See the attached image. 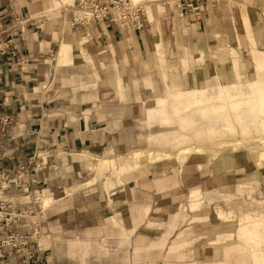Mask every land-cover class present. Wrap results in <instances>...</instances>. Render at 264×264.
Returning a JSON list of instances; mask_svg holds the SVG:
<instances>
[{
    "label": "crops",
    "instance_id": "1",
    "mask_svg": "<svg viewBox=\"0 0 264 264\" xmlns=\"http://www.w3.org/2000/svg\"><path fill=\"white\" fill-rule=\"evenodd\" d=\"M219 1L200 2L197 15L188 10L180 14L164 1L167 12L163 17L151 10L154 20L150 22L143 9L140 28H123L95 19L72 24L76 3L63 0H0V172L12 175L20 166L34 167L30 171L36 180L27 194L29 205L40 216L39 234L29 243L33 258L24 260L10 250L0 257V264H254L249 246L242 242L237 252L209 257L213 238L208 236L201 244L206 257L196 256L193 249L186 253L193 231L177 223L188 212L177 211L169 219L157 215L162 207H174L173 193L178 190L202 187L203 196H212L239 192L241 184L258 183V193L264 196V165L259 166L246 148L224 149L204 168H199L198 161L189 171L175 162L172 167L156 161L170 156L154 159L144 175H135L132 171L137 164L128 163L132 168L119 178L117 174L108 177V190L104 179L97 185H81L83 169L74 167L85 154L116 152L119 131L131 122L130 105L155 88L151 72L146 75L151 63L159 62L163 89L164 73L168 89L182 85L174 69L185 70L192 61L183 66L187 57L182 56L176 66L158 58L160 42L167 47L168 57L178 56L182 48L191 52L195 47L198 52L203 44L206 62L215 63L211 52L207 54L215 45L208 21L220 10ZM256 1L248 4V10L239 4L248 13L252 33L264 45L263 6ZM239 29L243 38L237 40L239 44L244 40L246 47L241 24ZM62 44L71 46V54L59 55ZM152 92L154 98L161 95ZM144 120L147 138L164 141L156 134V123ZM143 131L138 132L139 138L144 137ZM157 152L148 150L152 156ZM93 168L95 175L89 178H101L98 163ZM43 191L54 197L45 206L39 197ZM10 194L14 199L23 196L18 188ZM147 223L165 228L144 231Z\"/></svg>",
    "mask_w": 264,
    "mask_h": 264
},
{
    "label": "rangeland",
    "instance_id": "2",
    "mask_svg": "<svg viewBox=\"0 0 264 264\" xmlns=\"http://www.w3.org/2000/svg\"><path fill=\"white\" fill-rule=\"evenodd\" d=\"M133 1L142 6L150 22L154 20V17H152V12L153 13L157 12L160 18L163 17V15L167 12V8L165 4H163L164 1L166 3L171 2V0H133ZM208 1L213 2L216 0H208ZM63 2L64 3L67 2L68 4L72 5L77 3L78 0H70V1L63 0ZM254 2H258V1L254 0ZM239 3L245 4L249 8L250 5L248 4H251L252 0H220L217 4L218 9L220 10L215 15L211 16V19L208 21L209 24H212L210 33L212 34V41L215 43V45L212 48H210V51H208L209 53L207 52V54L210 55L211 52V54L213 55L214 58L213 60L215 63L212 66L215 69H217L218 72H219V67L221 66V58L226 60H231L232 57L234 59H242V61L246 63V66L248 65L251 66V63L247 61L248 59L250 60V59L264 58V56H259L258 53L251 52L250 51L251 45L248 44L245 47V45L242 42H240L239 45L237 39L243 38L242 36L243 32H241V29H239V25H240ZM259 3H261L263 6L264 0H260ZM167 4L170 6V8L174 6L171 3L170 4L167 3ZM155 8L156 11H154ZM263 11H264V6H263ZM73 15L74 17L79 16L80 15L79 10L77 9L74 10ZM160 23L161 22H159V24ZM202 45L203 44H200L197 50L198 52H195V47L193 49L190 48L191 52H187L181 46L183 52L181 51V53H179V55L175 57H173L174 55L170 57L167 56V53L165 52L167 50V47L163 46L162 42L159 43L158 47L156 46V50L157 49L160 50V52H158V58L164 57L168 61L167 63H172L177 66L182 56L187 57L185 61L182 62L183 66H186L189 63V61H192L190 62V66L185 70L182 68L174 69V73L176 75L175 77L176 81L178 80V76H179V80L182 84L181 86H178V88H176L175 90H185V88L187 87L189 88V85H193L194 83V77H195L194 75L197 74L198 69L201 68L200 70L203 71L204 69H208L212 64L206 62V56ZM232 45H236L237 48L235 47L230 48V46ZM71 52L72 51L70 48V50H66L64 54H71ZM198 54L201 55V59H199V57L197 56ZM158 63L159 62H157L156 60L154 61V63H151L149 67L146 68L147 76H148L147 74L148 71L151 72V78L153 80L155 88L154 89L149 88V92L148 94H146V96L139 98L137 101H134L133 104L130 105L127 114H129V116L131 117L130 119L131 122L130 125L126 127L123 126L120 129L119 143L116 145V149H115L116 152H114L113 150L111 152L108 153L105 152L101 155L99 154L96 156H89L88 154H85V157L83 159L78 157V161L74 162V167H81L83 169L81 171L82 177L79 179V181H82L84 179H87L95 175L96 170L93 168V166L96 163H98V166L102 170V172L105 173V176L108 177L111 174H116L115 171H118L116 166L118 167L119 165L128 164V163L135 165L137 164L132 171L134 172L135 175L146 174L148 172V168H147L148 165L155 164L156 161H159L161 164L168 163L167 166L171 165L172 167L176 166V165L173 166L174 164L172 163L174 162L176 164L178 163L179 168L180 169L183 168L185 171L192 170L199 161L200 163L199 168H204V166H206L208 161H210L213 157H215L218 153H220L224 149L237 150V149L246 148V150L250 151L251 154L256 158V163L259 166L264 165V150L262 144H260V142L259 144L253 143L247 139L249 134L258 132L257 129L259 128V122L264 118L263 114L260 112L257 115L256 125L249 124L250 121H247V124L250 127H248V130L246 131L240 130L241 127L236 122H233L235 123V131L233 133H229L227 130H219L215 135L205 132L206 134L203 135L204 137H202L201 141L196 140L193 134V130H194L193 127L185 128L186 130L182 129L178 121L179 118H174L172 117L170 112H167V115L169 116V119L171 121L169 124H160L159 119H154L149 121V124L156 123L155 124L156 134L161 136L166 144L164 143V141L155 139V137L153 136L147 138L146 135L149 129L147 126H143L145 125L144 123L145 110L147 108L150 109L155 105V99L169 96L170 93L172 92L167 87L166 88L164 87L163 89V82L161 80L160 74L158 73ZM249 70L250 71L248 72V76L251 78L253 74L252 66L250 67ZM170 80L171 79L169 78V81ZM241 88L244 91H248V92L251 91V87L246 85V83H244V85L241 86ZM152 91H156L158 94L160 93L161 95L154 98V93ZM247 97H249V94H239L237 97V101L240 103L241 108L244 107L246 110L248 109L247 105L248 104L251 105L249 102L246 101ZM199 104L206 105L205 103L202 102ZM231 116L233 117L232 112H231ZM204 121L206 120H201L200 123L202 122L204 123ZM204 124H208L209 126H214L216 122L214 121V119H207L206 123ZM198 126L203 127L200 124ZM141 130H144L143 138H139L137 136L138 132ZM182 134L187 135L188 138L186 139L187 141L183 142V145L193 146L198 143H201L203 145V148L205 149L203 150V155L201 157L193 158L194 156L188 155L184 158H178L174 156L175 155L174 152H176L177 148L180 146L179 139L181 140ZM148 150L160 151V152L166 150L170 152V154L171 153L172 154L168 159L153 161L154 159L150 158L152 155L151 153H148ZM103 157H108V158L101 159ZM109 159L114 160L115 162L114 167L112 166L108 167L103 165V160L107 161ZM84 162L89 163V166L84 165L83 164ZM128 177L129 176H125L123 178L127 179ZM101 179H104V176H101V178L96 179L95 184L97 185L98 181H100ZM72 181L74 182L76 180H72ZM241 185L243 186H240L241 189L240 188L238 189L239 192H237L236 190L228 194H220L218 192V194H214L212 196H203L202 187H198L200 194L197 195V198L194 197L193 199H190L191 198L189 196L190 190L187 191L178 190L173 193L174 194L173 199L175 203L174 207H172L170 210H167L166 208L162 207L158 209L159 213L157 215L160 214L168 215V219H169V216H171L173 213L177 211L178 212L182 210L187 211L188 212L187 218L181 222H179L180 221L179 219L177 223L178 224L177 227L180 225L191 227L189 230L193 231V234L189 238H192V240L189 241L188 243L191 244L192 242L191 247L189 248H196L195 250L196 252L203 248L201 244L203 241L205 242L207 236L208 238L212 237L213 241L217 242L218 244L226 240L224 238H227L225 236L227 235V233L229 234L233 233L232 236L235 237L236 239L235 235H237L239 224L241 222V219H243V215L245 212L260 210V214L258 215V217L261 216V218H263L262 214H264V196L262 194L260 196L258 193L260 191V189H258L259 188L258 183L241 184ZM243 188L244 190H242ZM75 192L92 194L91 191L87 192L86 190L83 191L78 190ZM57 196H59V194H57ZM148 200L150 203V199H147L146 201ZM131 206L132 205H130V209ZM218 210L223 211V213L221 214L216 213V211ZM196 213L200 215V217L197 219H195L193 216V214ZM222 216H225V218H223ZM39 217L40 216L37 215V219ZM162 227L165 228V225L160 226V224H155V223L154 225L153 224L149 225V223H147L145 225L146 229H144V231L156 232L158 228H159L158 230H161ZM144 240L145 239H143L142 241L144 242ZM194 242L196 243L194 244ZM235 251L236 249L233 248V252ZM221 253L224 254V250H222ZM136 262L140 263V260L137 259Z\"/></svg>",
    "mask_w": 264,
    "mask_h": 264
},
{
    "label": "bare ground",
    "instance_id": "3",
    "mask_svg": "<svg viewBox=\"0 0 264 264\" xmlns=\"http://www.w3.org/2000/svg\"><path fill=\"white\" fill-rule=\"evenodd\" d=\"M131 1L134 2L133 0ZM241 8L243 9L244 7L241 6ZM239 18L241 27L244 31L246 46L248 44L251 45V52L258 53L259 56H264V45L261 43L260 39H258V36L256 37L252 33L249 16L245 9L239 14ZM60 46L58 52L60 56H62L66 50H70L71 48L69 44H62ZM232 47L237 48L236 45L230 46V48ZM250 63L253 73L251 78L248 76L246 63H244L242 59H234L232 57L231 60H226L221 58L219 72L212 65L203 71L199 70L197 73L198 80L196 79L197 81L193 85H189V88L187 87L185 90L170 89L172 92L169 96L155 99V105L152 108H147L145 110V119L148 122L150 120L159 119L160 124H169L171 121L167 112H170L172 117L179 118L178 121L182 129L188 127L194 128L193 134L197 141H201L204 134L210 133L215 135L219 130H227L229 133H233L235 131V123L233 122H236L241 127L240 130H248V127L250 126L247 124V121H250L249 124L256 125L259 112L262 113L264 117V58L250 59ZM166 77L167 74L164 73V80L166 81L165 88L167 87ZM200 80L203 81V84H201ZM244 83L251 87V91H244L241 88ZM239 94H249L246 101L251 105H247V110L244 107L241 108L240 103L237 101ZM201 102L206 105H200L199 103ZM231 112L233 113V117L231 116ZM207 119H214L216 124L214 126L204 124ZM201 120L206 121L200 123ZM199 124L203 127L198 126ZM257 130L258 132L249 134L247 139L257 144L260 142L264 150V118L259 122V128ZM186 139H188L187 135L182 134L181 140L179 139L180 146L177 148L176 152H174V156L178 158H184L188 155L194 156L193 158L201 157L203 155V150L205 149L203 148V145L201 143L193 146L183 145V142L187 141ZM171 154L170 152H157L154 157L151 156L150 158L162 159L169 157ZM103 165L114 167L115 162L113 159L107 161L103 160ZM116 168L118 169L116 174L119 178L121 173L131 169L132 166L129 164H123L118 167L116 166ZM102 176H104L105 180L104 186L106 190H108V176H105V173H103ZM87 179L89 180L83 182L80 181V184L83 186H91L96 181V178ZM118 181H120V179ZM80 184L76 186L78 187ZM199 194L200 191L198 188L191 189L189 195L191 197L190 199H193L194 197L197 198V195ZM39 197L44 206L54 199L52 193L46 191H43ZM146 210L147 209H145V211ZM216 213L221 214L223 211L218 210ZM259 214L260 210L245 212L240 224L238 223L239 227L237 235L234 234L236 239L232 236L233 233H227V235L224 233L227 237L224 238L226 239V243L221 246V243L218 244L213 241L207 255L213 258H220L224 255L226 256L229 252H233V248H235V252H237L241 250L239 242H242L249 246V254L252 252L254 264H264V247H262L264 246V214H262L263 218H261V216L258 217ZM193 216L195 219L200 217L198 213L193 214ZM222 217L225 218V216ZM190 249H193L192 252L197 253V256H201L202 258L206 257L203 249L196 252V248H188V254L190 253ZM222 250H224V254L221 253Z\"/></svg>",
    "mask_w": 264,
    "mask_h": 264
},
{
    "label": "built area",
    "instance_id": "4",
    "mask_svg": "<svg viewBox=\"0 0 264 264\" xmlns=\"http://www.w3.org/2000/svg\"><path fill=\"white\" fill-rule=\"evenodd\" d=\"M206 1L208 0H171L168 3L174 5L180 14L188 10L197 15L199 3ZM76 8L80 15L72 19V24L88 23L95 19L117 23L123 28L129 25L135 28L142 26L140 15L143 14V8L131 0H78ZM5 46L4 43L3 47ZM32 168L34 169L20 166L12 175L0 172V257L13 250L24 260L33 258L29 243L39 234V223L37 213L29 205L31 200L27 194L30 183L36 180L31 174ZM16 188L23 192L19 199L12 198L10 194L11 190ZM16 225L21 229L18 230Z\"/></svg>",
    "mask_w": 264,
    "mask_h": 264
}]
</instances>
